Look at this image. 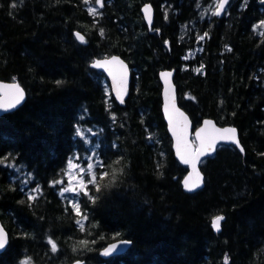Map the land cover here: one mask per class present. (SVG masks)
Instances as JSON below:
<instances>
[{
	"label": "trees",
	"instance_id": "trees-1",
	"mask_svg": "<svg viewBox=\"0 0 264 264\" xmlns=\"http://www.w3.org/2000/svg\"><path fill=\"white\" fill-rule=\"evenodd\" d=\"M214 1L0 0V80L26 93L0 117V224L9 235L0 264H264V2L229 0L219 17ZM112 55L132 69L122 107L90 66ZM163 70L175 71L178 104L194 129L207 118L235 127L244 150L222 145L204 160L195 193L183 190L187 168L162 115ZM91 154L94 171L109 176L97 175L99 192L89 185L94 202L80 193L81 231L76 196L61 195L54 181L70 160ZM217 215L224 221L215 233ZM121 239L131 242L126 252L101 256Z\"/></svg>",
	"mask_w": 264,
	"mask_h": 264
},
{
	"label": "water",
	"instance_id": "water-1",
	"mask_svg": "<svg viewBox=\"0 0 264 264\" xmlns=\"http://www.w3.org/2000/svg\"><path fill=\"white\" fill-rule=\"evenodd\" d=\"M146 7L148 9L147 12L145 11ZM225 9H227V5H225ZM225 11L222 12L221 15H219V17L223 16ZM141 13H142L144 22L146 23L147 27L149 29H151L152 24H153V19H154L153 7L150 4H146L142 7ZM112 56L119 57L120 60H122L124 62V65L126 66V72L120 67V65H117V64H108V65H105L104 67L93 68L91 66L92 65V63H91L90 66H91V68L103 73L106 76L113 98L115 99L116 103L122 107V106H125L126 100L129 96V93L131 90L132 70H131L130 65L127 63V61H125L122 57H120L118 55H112ZM112 56L96 59L95 61L109 59ZM110 72L112 73V75L109 74ZM162 73H171V75L168 77H164V76H162ZM174 74H175L174 70H163V71H160L158 73V78H159V82L161 85V102H162L161 111H162V115H163V118H164V121L166 124V130H167L168 135L170 136L171 141H172L173 154H174L175 158L177 159V161L183 167L187 168V173L181 181V185L183 187V190L187 193H195L204 187V175H203L201 168H200L202 161L213 157L219 146H221V145H232V146L236 147L242 154H244V150L241 151V149H243V147H242L241 142H240L239 132L235 127L221 126V125H218L215 122V120L207 118V119H204L196 129L193 128V123H192L189 115L178 104V93H177V87H176L175 82H174ZM113 75H115V77H116L115 79H113ZM13 83L18 84L20 86V84L18 82H7V81L0 80V84H13ZM118 93H119V95H118ZM25 99H26V93L24 91V99L21 101V103L19 105H17V107L14 109H9L7 111L0 110V117H2L5 114L11 113V112L17 110L19 107H21L23 105ZM121 101H123V102H121ZM181 113H183V116L180 115ZM184 117H187L186 121L184 120ZM205 121H210L211 124L206 126L204 124ZM182 124L186 125V127H184L183 130H181V127H180V125H182ZM201 127H206V129H207V131L205 133L201 134L202 136H205L208 138V139H206L205 147H207L208 140H210L212 138H217V143L215 144L214 149H208V152L206 155H201L199 157V159L196 160L194 150L200 144V141H198L196 139V131L198 129H200ZM224 128L236 129V139L239 142L238 146L236 144L230 142V141H224V140L218 139V134L216 133L215 129H224ZM174 129L176 131L175 136L173 135ZM177 136H182V140H181V144H180L181 154H183L186 159H189V161H190L189 163H184L181 159V154H178V152H177ZM185 141L187 142L186 147L184 144ZM190 173H191V177L189 178V187H192L191 191H189L185 187V178L189 177ZM197 173H199V176H197ZM195 183H198L199 186L194 187L193 185ZM223 221H224V219L220 222V230H221V224ZM0 228H2L7 233L8 242H9L8 232L6 231V229L4 228V226L2 224H0ZM213 230L215 233L219 232V231H216L214 228H213ZM125 242H127V243H125ZM113 244L117 245V248L119 249V251H112L111 254L108 256H104L101 254L102 257L108 258V257H112L115 255L122 254V253L126 252L129 249V247L131 246V242L128 240H125V239L116 240V241H113V242L107 244L101 250V253L105 248H110V246ZM7 245L5 246L4 249L0 250V254L5 251V249L7 248ZM76 262L77 261L70 263V264H76ZM82 264H83V262H82Z\"/></svg>",
	"mask_w": 264,
	"mask_h": 264
},
{
	"label": "snow or ice",
	"instance_id": "snow-or-ice-1",
	"mask_svg": "<svg viewBox=\"0 0 264 264\" xmlns=\"http://www.w3.org/2000/svg\"><path fill=\"white\" fill-rule=\"evenodd\" d=\"M262 2H264V0H262ZM85 4L89 3V0H84ZM229 3V0H218V3L216 4V10L212 13L215 16H219L221 15L222 12H224L225 9V5H227ZM95 4H99L101 5V7H103V3L102 0H95ZM12 7H16L15 4L12 5ZM89 13L91 15H95L96 14V10L94 7H90L88 9ZM145 11L147 12L148 9L146 7ZM261 26H264V22L261 23ZM100 35L103 36L104 35V31L103 29H100ZM204 36L207 35V33L203 34ZM76 39L79 40L81 43H86L85 37L83 35H81L79 32L75 33ZM200 39H203V36L200 37ZM108 64H117L120 65V67L126 72V66L124 65V62L122 60H120L119 57L116 56H112L109 59H104V60H97L95 62L92 63V67L96 68V67H104L105 65ZM110 75H112V73H109ZM171 73H162V76L164 77H168L170 76ZM115 75H113V79H115ZM62 83L61 81H57V84ZM119 95V93H118ZM24 99V90L18 85V84H0V110L3 111H7L9 109H14L17 107V105H19L21 103V101ZM123 102V101H121ZM181 116H183V113L180 114ZM184 120H187V117H184ZM204 124L207 126L209 124H211L210 121H205ZM181 130H183L184 127H186V125H180ZM214 127V126H213ZM207 131L206 127H201L200 129H198L196 131V139L198 141H200L199 146L194 150V154L196 157V160L199 159V157L201 155H206L208 152V149H214L215 148V144L217 143V138H212L210 140H208L207 142V147H205V142L206 139H208L205 136H202V133H205ZM216 133L218 134V139L219 140H224V141H230L234 144H236L237 146L239 145L238 140L236 139V129L234 128H224V129H215ZM80 134V129H77V135ZM173 135H176V131L175 129L173 130ZM181 140H182V136H177V152L178 154H181ZM185 147L187 146V142H184ZM241 151H243V149H241ZM181 159L184 163H189V159H186L185 156L183 154H181ZM0 163H4L3 160H0ZM116 163H119V161H116ZM101 166L102 167H110V165H103V162H101ZM78 167L77 165L73 164L72 161H69L68 164V175H69V186L68 187H64L63 189H61V195H64L65 193L68 192H73L74 195L76 196V200L75 201H70V203H72L73 205V211L74 214L78 217H82V219L77 220V224L81 225V231H84L83 228V221L87 220V214L82 212L81 210V206H80V202H79V197H80V193L83 194V196L87 197L89 200H92L93 202L95 201L96 197H94L93 195L90 194V190H89V185H92L95 187V191L99 192L100 189V184L97 181V175H99V179L103 180L105 177L109 176V173L106 171H100L98 174L96 171H94L95 169V165L93 164H88L87 165V176L88 178L85 179V170L83 168L80 169V173L79 176L76 177L73 175V170ZM115 176V172H113V177ZM197 176H199V173H197ZM191 177V173L189 174V177L185 178V187L191 191L192 187H189V178ZM72 179H76V183L79 186V191H76L75 188L72 186L71 184V180ZM62 181L57 180L54 181V184H61ZM112 183H115V179L113 178ZM194 187H198L199 184L195 183L193 185ZM35 191H39V189H35ZM67 198V197H65ZM36 199L35 196L33 195H29L28 196V200H32L34 201ZM21 203H24V201H21ZM224 219V217L222 215H217L215 217L212 218V227L216 230V231H220V222ZM127 243V242H125ZM8 244V236L7 233L0 228V250L4 249L5 246ZM48 244L50 245V251L52 253H56L59 249H58V244L57 242L50 238L48 240ZM79 246H81L82 248L91 250L88 248L89 246V241L88 240H80L79 241ZM73 251H76V248L73 249ZM112 251H119V249L117 248V245L113 244L110 246V248H105L102 251V255L104 256H108L111 254ZM20 264H33L31 257H27L26 259L22 260L20 262ZM76 264H82L81 261H77ZM227 264V261H226Z\"/></svg>",
	"mask_w": 264,
	"mask_h": 264
},
{
	"label": "rangeland",
	"instance_id": "rangeland-1",
	"mask_svg": "<svg viewBox=\"0 0 264 264\" xmlns=\"http://www.w3.org/2000/svg\"><path fill=\"white\" fill-rule=\"evenodd\" d=\"M218 3V0H215L214 1V11L216 10V4ZM96 156L94 155H89L87 158H86V161H82V160H78V159H72V163L77 165L78 167H76L74 170H73V175L78 177L79 176V173H80V169L83 168L85 170V176L87 175V165L88 164H93L96 166L97 164V161L95 159ZM85 178V177H84ZM69 175H68V167H67V170H66V173H65V178L62 180V183L60 184V191L61 189H63L64 187H68L69 186ZM71 184L72 186L75 188L76 191L79 190V186L77 185L76 183V179H72L71 180ZM65 194H69V195H72L74 194L73 192H68V193H65Z\"/></svg>",
	"mask_w": 264,
	"mask_h": 264
}]
</instances>
